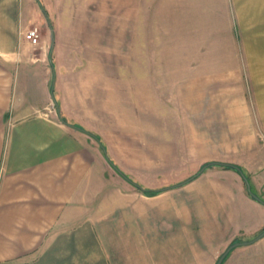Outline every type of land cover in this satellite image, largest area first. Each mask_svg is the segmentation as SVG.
Returning <instances> with one entry per match:
<instances>
[{"label": "crops", "instance_id": "0c3cea01", "mask_svg": "<svg viewBox=\"0 0 264 264\" xmlns=\"http://www.w3.org/2000/svg\"><path fill=\"white\" fill-rule=\"evenodd\" d=\"M104 1L0 0V264H115L108 259L115 249L105 241L117 239V226H129L124 230L128 242L136 231L144 242L148 222L160 225L165 219L187 227V236L172 241L182 242L178 256L188 258L201 255L197 235L206 241L210 232L225 238L232 233L250 241L264 229V206L251 198L232 168H207L181 186L187 187L182 199L171 192L148 206V197L180 187L149 196L109 163L111 130L126 118L124 98L138 90L140 96L147 95L148 73L142 70L147 59L131 52L115 57L114 71L107 74L97 68L96 59L74 50H132L137 43L144 50L149 31L129 24L92 32L79 25L77 18L86 8L94 10L92 16L103 15L99 11ZM126 1L130 14L131 0ZM165 1L171 2L175 22L177 17L186 19L187 39H180L176 27L156 25L157 42L172 49L242 50L264 128V0H154L157 11H163ZM42 7L54 26L52 54L51 37L42 40L40 28L38 46L24 36L42 21ZM62 17L77 23L72 27ZM133 64L141 66L139 73L132 72ZM90 133L107 145V155ZM209 171L219 177L202 178ZM251 176L257 194H264V168ZM134 178L144 188L157 189L140 176ZM238 197L252 210L251 227L243 221L248 216L240 210ZM251 245L241 250L247 255L240 264H264V237ZM171 249L161 256L176 255Z\"/></svg>", "mask_w": 264, "mask_h": 264}, {"label": "rangeland", "instance_id": "374dc122", "mask_svg": "<svg viewBox=\"0 0 264 264\" xmlns=\"http://www.w3.org/2000/svg\"><path fill=\"white\" fill-rule=\"evenodd\" d=\"M141 1L131 0V11L128 14L125 11L129 6L126 0H105L99 11L103 15L92 16L94 10L86 8L84 15L77 18L79 25L84 26V29L89 27L92 32L100 26L107 25L108 28L120 30L129 24L131 27L142 25L149 31L148 48L144 50L138 47V43L132 50H74L76 55L83 53L91 56L93 61L96 59L97 68L101 73L107 74L114 71L111 63L115 57H123L131 52L133 57L143 56L147 59L146 65H142V70L146 68L148 73L147 95L140 96L138 90L137 95L124 98L126 118L118 128L111 130L110 158L112 156L130 171L133 175L131 179L134 180L136 175L140 176L147 182V186L157 189L186 181L204 164L214 161L239 165L250 182L251 173L264 168V128L256 108V98L252 96L254 83L244 70L242 50H234L232 53L226 49L165 48L155 38V26H163L165 30L176 27L180 31V39L186 40V33H183L187 26L183 24L186 19L177 17L175 22L170 13L171 2L165 1L163 11H157L154 0ZM41 19V22L33 25H39L42 40L50 41L46 18L43 15ZM63 20L72 27L77 23L72 18L71 23L70 19ZM65 51L66 54L68 50ZM131 67L133 73H139L141 66L133 64ZM103 144L107 149V145ZM214 157H221L223 160H215ZM205 177L214 178L219 175L209 171L202 178ZM250 183L252 190L259 193ZM186 191L187 187H180L163 192L162 196L156 198L148 197V206H154L153 202L163 200L171 192L179 194V199H182ZM258 195L264 199V194L260 192ZM237 204L248 216L243 221L251 227L254 215L248 203L238 197ZM128 227L117 226V239L113 242L105 241L106 247L112 243V248L115 249V255L108 258L112 263L216 264L230 243L247 239L244 235L230 233L225 238L223 234L210 232V237L203 241L200 239L203 237L197 235V250L200 249L197 252L201 255L188 258L178 256V252L184 248L182 242L172 241L182 235L187 236L184 224L168 219L160 225L148 222V230L144 235L147 241L144 242L139 241L138 231L132 235L135 239L133 237L129 242L125 240L128 237ZM135 229H139L138 224ZM250 246L253 245L233 249L223 264H240L247 255L241 250L251 248ZM172 247L176 255L161 256L171 254ZM141 252L147 255L140 256Z\"/></svg>", "mask_w": 264, "mask_h": 264}, {"label": "water", "instance_id": "95a60500", "mask_svg": "<svg viewBox=\"0 0 264 264\" xmlns=\"http://www.w3.org/2000/svg\"><path fill=\"white\" fill-rule=\"evenodd\" d=\"M42 10H43V13H44V18H46V21L48 23V26H49V30H50V37H51V54H52V50H53V47H54V42H55V31L53 30L54 29V26L52 24V21L51 19L49 18V15L47 13V11L42 7ZM105 150V149H104ZM106 155H107V151H105ZM216 165H219V166H223V167H226V168H232L233 170H236L243 178V182H245L246 184V188H247V192L248 194L251 196V198H253L254 200H256L257 202L261 203V205L264 206V199L256 194L253 190H252V187H251V183L248 181V177L246 176L245 172L242 170V168L239 166V165H236V164H233V163H228V162H208L206 164H204L200 170H198V172L196 174H194L193 176H191L190 178H188L186 181H182V182H179V183H176V184H171L170 186H165L163 188H160L159 189V192H163V191H166V190H169V189H172V188H176V187H181L183 185H185L186 183H189L193 180H195L197 177H199L203 172L204 170H206L207 168H210L212 166H216ZM122 176L125 177V175L121 174ZM127 180H129L133 185H135L137 188L141 189L142 191H146V188H144L143 186H141V184L139 183H136L134 180H132L131 178H127L125 177ZM262 237H264V229L263 231L261 230V232L255 236L254 238L250 239L249 240H236V241H233L232 243H230V245L224 250V252L221 254V256H219V259L217 260L216 264H223L224 260L227 258V255H229V253L239 247V246H247V245H251L253 244L254 242L258 241L259 239H261Z\"/></svg>", "mask_w": 264, "mask_h": 264}, {"label": "built area", "instance_id": "2783aa9c", "mask_svg": "<svg viewBox=\"0 0 264 264\" xmlns=\"http://www.w3.org/2000/svg\"><path fill=\"white\" fill-rule=\"evenodd\" d=\"M24 36L26 38V40L29 42V44L33 45V46H38L41 42L40 40V31H39V27L38 26H33L28 28L27 30L24 31Z\"/></svg>", "mask_w": 264, "mask_h": 264}, {"label": "trees", "instance_id": "16d2710c", "mask_svg": "<svg viewBox=\"0 0 264 264\" xmlns=\"http://www.w3.org/2000/svg\"><path fill=\"white\" fill-rule=\"evenodd\" d=\"M92 136H94L95 137V139H97L99 142H100V144H101V146L103 147V149H105V150H103V151H106V146L103 144V142H102V140L99 138V136L98 135H96V134H93V133H90ZM107 158H108V160H109V163H111L112 164V166L120 173V175L121 174H123V175H125V177H127V178H129V176L128 175H126V174H124V172L113 162V160L107 155ZM149 196H150V194L152 195V194H156V193H159V189H149V188H146V191H145Z\"/></svg>", "mask_w": 264, "mask_h": 264}]
</instances>
